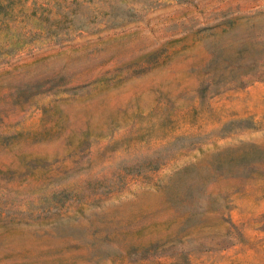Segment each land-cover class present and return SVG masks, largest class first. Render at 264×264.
<instances>
[{
    "label": "rangeland",
    "instance_id": "rangeland-1",
    "mask_svg": "<svg viewBox=\"0 0 264 264\" xmlns=\"http://www.w3.org/2000/svg\"><path fill=\"white\" fill-rule=\"evenodd\" d=\"M0 264H264V0H0Z\"/></svg>",
    "mask_w": 264,
    "mask_h": 264
}]
</instances>
